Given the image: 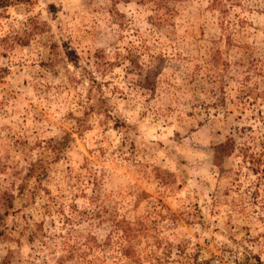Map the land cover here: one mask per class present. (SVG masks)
<instances>
[{"label": "rangeland", "instance_id": "1", "mask_svg": "<svg viewBox=\"0 0 264 264\" xmlns=\"http://www.w3.org/2000/svg\"><path fill=\"white\" fill-rule=\"evenodd\" d=\"M211 1L0 5V261L264 264V0Z\"/></svg>", "mask_w": 264, "mask_h": 264}, {"label": "trees", "instance_id": "2", "mask_svg": "<svg viewBox=\"0 0 264 264\" xmlns=\"http://www.w3.org/2000/svg\"><path fill=\"white\" fill-rule=\"evenodd\" d=\"M7 1H10V2L13 1L11 3H15V2H25L27 0H2V1H0V5H2V6L5 5V3ZM216 2H217V0L211 1L212 5H214L215 7H218L217 6L218 4H216ZM218 9H220V8H218ZM263 77H264V75H263ZM63 139H66V137L63 136ZM59 144H61V143H59ZM52 147H54V146H52ZM234 148H235V144H234V141L232 138H227L225 141L215 145L213 147L214 162L216 164H218L224 156L230 155L233 152ZM7 201H9L7 199V196L3 195L2 196V203H3L2 205L10 203ZM7 258H8L7 255L5 257H3V259H1V261H0V264H7V262H8Z\"/></svg>", "mask_w": 264, "mask_h": 264}]
</instances>
